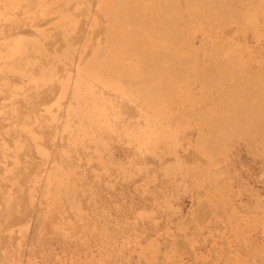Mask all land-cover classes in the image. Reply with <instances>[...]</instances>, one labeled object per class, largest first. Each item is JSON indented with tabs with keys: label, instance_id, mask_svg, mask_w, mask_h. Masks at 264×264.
I'll return each mask as SVG.
<instances>
[{
	"label": "rangeland",
	"instance_id": "obj_1",
	"mask_svg": "<svg viewBox=\"0 0 264 264\" xmlns=\"http://www.w3.org/2000/svg\"><path fill=\"white\" fill-rule=\"evenodd\" d=\"M125 1L0 0V264H264V0Z\"/></svg>",
	"mask_w": 264,
	"mask_h": 264
},
{
	"label": "bare ground",
	"instance_id": "obj_2",
	"mask_svg": "<svg viewBox=\"0 0 264 264\" xmlns=\"http://www.w3.org/2000/svg\"><path fill=\"white\" fill-rule=\"evenodd\" d=\"M131 2H132V5L133 4H135V3H137L135 0H131ZM211 3H212V6H214L215 4H216V2L214 1V0H211ZM125 4H130V1H125ZM160 12V11H159ZM139 20H141V18H139ZM135 48V47H134ZM129 48L128 47H125V49H122V51H120V49H118L117 50V52H116V57H119L122 53H124V52H128L129 50H128ZM137 50H139V52L141 53V54H144V53H149L150 51H149V49H148V47L145 45V44H139V46L136 48ZM115 50V49H114ZM131 53V52H130ZM136 53H137V51H136ZM144 59V58H143ZM142 59V60H143ZM152 68V67H151ZM144 70V69H143ZM149 70V69H148ZM153 76H156V71H153ZM80 77V76H79ZM56 81V80H55ZM59 81V80H58ZM83 81V80H82ZM105 81V80H104ZM57 83V82H56ZM86 83V82H85ZM101 84V83H100ZM103 85V84H102ZM150 86H152V87H154L155 86V84L153 83L152 85L150 84ZM107 87V86H106ZM148 88V87H147ZM91 89V88H90ZM84 90V89H83ZM82 92V91H81ZM77 94V93H76ZM131 94V93H130ZM79 95V94H78ZM86 95V94H85ZM81 96V95H80ZM79 96V97H80ZM90 96V95H89ZM76 97V96H75ZM83 97V96H82ZM73 98V97H72ZM78 99V98H77ZM85 99V98H84ZM88 100V99H87ZM85 102V101H84ZM94 103V102H93ZM78 104V103H77ZM106 104V103H105ZM79 105V104H78ZM102 106H103V104H102ZM80 107V106H79ZM87 107V106H86ZM91 108H93V107H91ZM104 108V107H103ZM71 109V108H70ZM76 109H77V105H76ZM97 109V108H96ZM75 110V109H74ZM73 110V111H74ZM82 110H84V109H82ZM100 110H101V108H100ZM78 111V110H77ZM93 112V111H92ZM96 112V111H95ZM98 112V111H97ZM86 113V112H85ZM91 114H93V113H91ZM105 114V113H104ZM96 115V114H95ZM94 115V116H95ZM68 116H70V115H68ZM90 116V115H89ZM93 116V117H94ZM102 116V115H101ZM71 117V116H70ZM73 117V119H74V116H72ZM77 117V116H76ZM82 118V117H81ZM71 119V118H70ZM87 119V118H86ZM98 119V118H97ZM107 119H108V117H107ZM75 120V119H74ZM94 120V119H93ZM92 120V121H93ZM115 120V119H114ZM127 120H129V119H127ZM75 121H77V120H75ZM90 121V120H89ZM88 122V121H87ZM108 121H106V124L108 125V123H107ZM128 122V121H127ZM70 124H71V122H69ZM79 123V122H78ZM85 123V122H84ZM88 124V123H87ZM91 124H92V122H91ZM105 124V125H106ZM110 124V123H109ZM162 124V123H161ZM85 125V124H84ZM90 125V124H89ZM113 125V124H112ZM164 125V124H163ZM70 126V125H69ZM78 126H80V125H78ZM91 126V125H90ZM114 126V125H113ZM112 126V128H114ZM125 126V125H124ZM133 126V125H132ZM161 126V125H160ZM159 126V127H160ZM96 127V126H95ZM99 127V126H98ZM109 127V126H108ZM150 127V126H149ZM158 127V128H159ZM167 127V126H166ZM143 128V127H142ZM169 128V127H168ZM87 128H85V130H86ZM89 129V128H88ZM148 129V128H147ZM146 129V130H147ZM79 130V129H78ZM82 130V129H81ZM101 130V129H100ZM99 130V131H100ZM143 130V129H142ZM155 130V129H154ZM93 131V130H92ZM98 131V130H97ZM113 131V130H112ZM119 131V130H118ZM130 131V130H129ZM138 131V130H137ZM161 131H163V130H161ZM110 132V131H109ZM159 132V131H158ZM171 132V131H170ZM81 133V132H80ZM95 133V132H94ZM106 133H107V131H106ZM144 133H146V132H144ZM112 134V133H111ZM135 134V133H134ZM155 134H157V133H154V135ZM170 134V133H169ZM76 135V134H75ZM74 135V136H75ZM105 135V134H104ZM117 135V134H116ZM135 135H139V134H135ZM163 135V134H162ZM162 135H161V137H162ZM167 135V134H166ZM82 136V135H81ZM90 136V135H89ZM109 136V135H108ZM112 136V135H111ZM119 136V135H118ZM144 136V135H143ZM149 136V135H148ZM158 136H160V135H158ZM114 137V136H113ZM132 137V136H131ZM98 138V137H97ZM109 138V137H108ZM125 138H127V137H125ZM92 139V138H91ZM137 139V138H136ZM146 139V138H145ZM93 140V139H92ZM103 140V139H102ZM129 140V139H128ZM99 141V140H98ZM111 141V140H110ZM143 141V140H142ZM148 142V141H147ZM87 143V142H86ZM77 144V143H76ZM93 145V144H92ZM109 145V144H108ZM132 145V144H131ZM128 146V145H127ZM138 147V146H137ZM140 149V148H139ZM99 150V149H98ZM108 150V149H107ZM105 151V150H104ZM140 151V150H139ZM138 151V152H139ZM142 151V150H141ZM102 154V153H101ZM106 159V158H105ZM104 163V162H103ZM69 181V180H68ZM73 182V181H72ZM73 184V183H72ZM66 187V186H65ZM76 187V186H75ZM71 188V187H70ZM61 189V188H60ZM74 191H76V190H74ZM68 194V193H67ZM70 194V193H69ZM61 195V194H60ZM75 195V194H74ZM77 195V194H76ZM62 196V195H61ZM18 197H20V196H18ZM69 197V196H68ZM17 198V197H16ZM20 199V198H19ZM74 199V198H73ZM61 200V199H60ZM77 201V200H76ZM76 201H75V203H76ZM19 202V201H18ZM14 203V202H13ZM12 203V204H13ZM20 203V202H19ZM66 203V202H65ZM74 203V205H78V203L77 204H75ZM60 204V203H59ZM73 204V203H72ZM74 205H73V207H74ZM13 206H15V205H13ZM53 206V205H52ZM59 207V206H58ZM60 207H61V205H60ZM79 208V207H78ZM5 210V209H4ZM12 210V209H11ZM79 210V209H78ZM80 210H82V209H80ZM16 211V210H15ZM1 212V211H0ZM14 212V211H13ZM77 212V211H76ZM79 213V212H78ZM13 214V213H12ZM76 214V213H75ZM88 214V213H87ZM6 216V215H5ZM8 216V215H7ZM90 216V215H89ZM42 218V217H41ZM83 218H84V215H83ZM8 219V218H7ZM87 219V218H86ZM87 225V224H86ZM81 226H83V225H81ZM66 227V226H65ZM88 227H89V225H88ZM85 230V229H84ZM83 231V230H82ZM81 231V232H82ZM87 231V230H86ZM80 232V233H81ZM69 233V232H68ZM83 233V232H82ZM84 234H85V232H84ZM54 239V238H53ZM41 240V239H40ZM40 240H38L39 242H40ZM84 240V239H83ZM58 241V240H57ZM39 242H36V243H39ZM53 243V242H52ZM63 243V242H62ZM50 244V243H49ZM110 251V250H109Z\"/></svg>",
	"mask_w": 264,
	"mask_h": 264
}]
</instances>
